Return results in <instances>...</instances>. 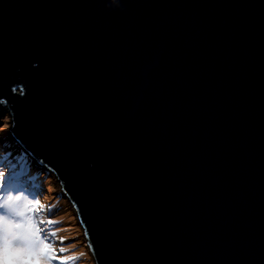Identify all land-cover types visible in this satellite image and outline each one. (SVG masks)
Masks as SVG:
<instances>
[{
  "label": "water",
  "instance_id": "95a60500",
  "mask_svg": "<svg viewBox=\"0 0 264 264\" xmlns=\"http://www.w3.org/2000/svg\"><path fill=\"white\" fill-rule=\"evenodd\" d=\"M125 3L0 0L13 147L93 264H264V0Z\"/></svg>",
  "mask_w": 264,
  "mask_h": 264
},
{
  "label": "snow or ice",
  "instance_id": "6c2138e0",
  "mask_svg": "<svg viewBox=\"0 0 264 264\" xmlns=\"http://www.w3.org/2000/svg\"><path fill=\"white\" fill-rule=\"evenodd\" d=\"M114 14H119L126 8L125 0H119V4L112 6L107 0L106 5ZM32 69H38V64L30 62ZM11 94H19L21 97H27L30 93V85L25 80L13 81L9 86ZM9 101L0 99V106H7ZM8 116L0 113V120L7 121ZM12 123H0V133L5 132L6 129L16 127L15 111L11 115ZM14 135V133H10ZM26 156V154H25ZM15 160V162H13ZM41 163H43L41 161ZM7 166V167H6ZM31 166L27 159L23 161L19 159V154L13 156L11 152L7 153V157L0 156V199L8 197L9 195H22L25 198L23 205L14 203V207H21L23 211L19 214L24 217L22 220L12 219L5 221L0 219V264H54L57 260L55 249L47 242L46 236L43 235V230L33 216H35L44 205L39 200V191H32L28 187L19 182V177L29 175L34 188H39V176H32ZM31 214V215H29ZM24 233L29 238L30 243L25 245H18L15 241ZM85 236L88 237V230L85 229ZM91 247V240H89ZM63 251V249H61ZM95 253V249L93 248Z\"/></svg>",
  "mask_w": 264,
  "mask_h": 264
},
{
  "label": "rangeland",
  "instance_id": "374dc122",
  "mask_svg": "<svg viewBox=\"0 0 264 264\" xmlns=\"http://www.w3.org/2000/svg\"><path fill=\"white\" fill-rule=\"evenodd\" d=\"M4 116H7V114ZM8 121L9 119L7 121L0 120V123H8ZM10 147V136L8 129H6L5 132L0 133V156L7 157L8 152L16 156V150L13 151ZM18 151L19 150H17V152ZM21 160L23 161L24 159ZM13 162H15V160ZM30 166V175L39 176V181H37V183L40 187L34 188L29 175L20 176L19 182L32 191H39L40 193L38 198L44 205L43 216L46 217V220L40 223V227L43 230V235L46 236L47 242L51 244L56 251L57 260L54 261V264H69L67 258L72 256L77 257V259L72 260L70 264H93L92 258L82 239L81 231L72 208L73 206L61 191L58 190L55 175L51 172L47 174L44 169L35 168L32 164H30ZM41 211L42 210L36 214L38 217ZM56 233L67 238L62 240H53L49 238V236L55 237ZM61 249H66L67 251H61Z\"/></svg>",
  "mask_w": 264,
  "mask_h": 264
},
{
  "label": "clouds",
  "instance_id": "9594fccd",
  "mask_svg": "<svg viewBox=\"0 0 264 264\" xmlns=\"http://www.w3.org/2000/svg\"><path fill=\"white\" fill-rule=\"evenodd\" d=\"M109 4L112 6H116L119 4V0H109ZM25 202V198L22 195L18 196H12L9 195L8 197H5L3 199H0V219H3L5 221H10L12 219L16 220H22L24 217H22L19 213L23 211L21 207H14V203L18 205H23ZM41 214L38 217L37 215L33 216V218L38 222L42 223L46 220V217L43 216V210L44 207L41 209ZM31 215V214H29ZM43 218V219H41ZM59 222V221H57ZM49 238L55 240V239H66L67 237L65 236H60L58 233H56L55 237H50ZM3 240L0 239V243H2ZM18 245H25L30 243L29 238L24 233H21V235L17 238L15 241ZM63 251H67L66 249H63ZM69 261V264L72 260L77 259V257L72 256L67 258Z\"/></svg>",
  "mask_w": 264,
  "mask_h": 264
},
{
  "label": "bare ground",
  "instance_id": "6f19581e",
  "mask_svg": "<svg viewBox=\"0 0 264 264\" xmlns=\"http://www.w3.org/2000/svg\"><path fill=\"white\" fill-rule=\"evenodd\" d=\"M13 143H14V142H11V141H10V145H11L10 148H12V150L15 151V150H17V149H15L16 147H13ZM20 151H22V149H20ZM20 151H18L19 153H18L17 151H15V154H16V155L19 154V158H21V159H27V160L29 161L30 164H32L35 168H37L32 162H30V160H29L25 155H22V152H20ZM20 153H21V154H20Z\"/></svg>",
  "mask_w": 264,
  "mask_h": 264
},
{
  "label": "trees",
  "instance_id": "16d2710c",
  "mask_svg": "<svg viewBox=\"0 0 264 264\" xmlns=\"http://www.w3.org/2000/svg\"><path fill=\"white\" fill-rule=\"evenodd\" d=\"M49 200V199H48Z\"/></svg>",
  "mask_w": 264,
  "mask_h": 264
}]
</instances>
